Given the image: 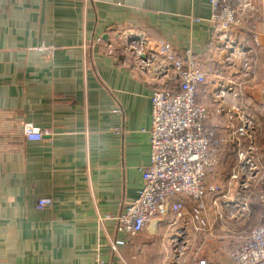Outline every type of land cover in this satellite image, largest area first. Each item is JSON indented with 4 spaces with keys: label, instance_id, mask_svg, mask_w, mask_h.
<instances>
[{
    "label": "crops",
    "instance_id": "0c3cea01",
    "mask_svg": "<svg viewBox=\"0 0 264 264\" xmlns=\"http://www.w3.org/2000/svg\"><path fill=\"white\" fill-rule=\"evenodd\" d=\"M257 11L264 6L245 18L253 34L235 32L236 48L221 51L209 0H0V264H197L189 256L196 226L188 206L177 220L170 212L134 237L116 227L149 162L150 94L158 84L127 43L141 36L146 56L159 40L176 54L211 52L198 96L207 125L223 130L240 113L252 117L254 155L264 167V17ZM25 122L47 133L27 139ZM231 154L225 146L221 171ZM226 186L222 192L233 196L221 201L236 209L229 199L246 194ZM40 197L50 205L37 207ZM261 202V210L246 203L243 215L262 213L240 221L244 232L263 221ZM240 242L208 239L204 258L230 264Z\"/></svg>",
    "mask_w": 264,
    "mask_h": 264
},
{
    "label": "built area",
    "instance_id": "2783aa9c",
    "mask_svg": "<svg viewBox=\"0 0 264 264\" xmlns=\"http://www.w3.org/2000/svg\"><path fill=\"white\" fill-rule=\"evenodd\" d=\"M209 4V22L216 33L218 49L222 51L236 48V38L232 36L235 32L243 30L253 34L245 18L249 11L262 9L264 0H209ZM257 13L264 17V12ZM127 46L135 52L134 63L139 69H154L158 84L150 94L149 162L142 168L137 195L116 216L117 230L129 238L137 236L148 222L169 217L170 212L179 218L187 206L188 216L197 228L208 213V197L226 195L213 177L221 168L220 158L225 146H233L235 150L229 174L232 182L237 183V192L248 189L264 168L254 155V119L240 113L234 126L216 130L207 125L208 108L197 98L199 88L207 81L205 65L213 57L208 50L196 53L186 48L176 54L169 42L159 40L146 56L141 54L145 47L141 36H129ZM157 59L159 63L154 67L152 63ZM221 92L220 89L219 94ZM21 130L27 139H40L47 133L29 122L23 123ZM244 139L249 140L245 148L241 146ZM229 200L237 212L246 210L243 194ZM262 200L264 202V193ZM50 203L48 197L37 199V207ZM228 258L230 264H264V219L249 230ZM93 264L104 263L98 259ZM197 264L211 263L201 258Z\"/></svg>",
    "mask_w": 264,
    "mask_h": 264
},
{
    "label": "rangeland",
    "instance_id": "374dc122",
    "mask_svg": "<svg viewBox=\"0 0 264 264\" xmlns=\"http://www.w3.org/2000/svg\"><path fill=\"white\" fill-rule=\"evenodd\" d=\"M262 136H264V134H262ZM256 144H257V137H256ZM258 144H259V142H258ZM261 146L264 149V140L261 141ZM231 155L229 156V164L226 167V169H224V171H221V168H220L218 170V173L216 175H214L213 177H214V179H216L217 181L220 182L221 186H222V182H223V184L225 182H227V186L225 189H232V192L234 193L235 189L237 187V183L232 182V180L230 179V174L228 173V172H230L228 169H230V166L233 163V159L235 160L234 154H231ZM228 184H230V185H228ZM250 185L251 186L247 189V191H246V189L243 190L244 193L246 194V197H245L246 202L248 203L249 201L254 200V202H256L257 207L261 210V208L263 207L260 204V200L263 202L262 195L264 193V168H262L259 171L257 177L254 179V182L251 181ZM232 192H230V193H232ZM226 195H227L226 199L228 197L233 196V194L229 195L228 193ZM210 198H212V202H211ZM221 198H223L222 200H225L224 197H222V196H219V197L210 196V197H208V213L209 214H208V217L205 221L208 222L209 220H211V226L205 228L207 231L204 229L205 226L203 225V224H205V222H203V224H200V226H198L197 228L196 227L194 229L192 228L193 231H195V232H193V234L191 236L192 249H190L191 253L189 256L191 259H193V261L198 262V260H200L201 258H204L205 255H203V253H204L205 249H207V248H205V246L208 245V243H205V242L208 239L214 238V240L218 239L219 241H224V242L229 243V244L242 241L245 239L247 232L246 231L244 232V230H242L243 229L241 226L242 222H240V221L245 219L244 222L247 225L256 217H257V219L260 218L259 214L262 213L261 211H254L251 213L252 215L249 216V215H243V213L245 214L247 211H242V212L238 211L237 212V209H231V210L229 209L228 210L226 205H224V203L221 201ZM210 202H211V204H210ZM217 209H221L222 212L226 213L227 215L226 214H217V213L214 214L213 213L214 210H217ZM212 210H213V212H212ZM172 221L175 222L174 218L171 219V222ZM176 222H178V221H176ZM259 223H257L256 225L253 224L250 227V229L257 226ZM217 224H218V226L216 227ZM194 225H195V223H194ZM202 227H203V229H202ZM225 233H226V236H225ZM205 239H207V240L205 241ZM238 246L239 245H237L236 248Z\"/></svg>",
    "mask_w": 264,
    "mask_h": 264
},
{
    "label": "trees",
    "instance_id": "16d2710c",
    "mask_svg": "<svg viewBox=\"0 0 264 264\" xmlns=\"http://www.w3.org/2000/svg\"><path fill=\"white\" fill-rule=\"evenodd\" d=\"M201 88H202V87L199 88V94H200ZM199 94H198V96H199ZM197 99H198V98H197ZM198 101H199V99H198Z\"/></svg>",
    "mask_w": 264,
    "mask_h": 264
},
{
    "label": "water",
    "instance_id": "95a60500",
    "mask_svg": "<svg viewBox=\"0 0 264 264\" xmlns=\"http://www.w3.org/2000/svg\"><path fill=\"white\" fill-rule=\"evenodd\" d=\"M144 58V57H143Z\"/></svg>",
    "mask_w": 264,
    "mask_h": 264
}]
</instances>
